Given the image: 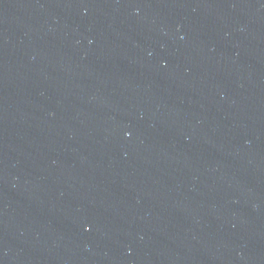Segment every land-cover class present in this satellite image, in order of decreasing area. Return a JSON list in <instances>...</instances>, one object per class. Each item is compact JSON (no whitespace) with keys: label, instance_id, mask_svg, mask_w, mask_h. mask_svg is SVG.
Returning a JSON list of instances; mask_svg holds the SVG:
<instances>
[{"label":"water","instance_id":"1","mask_svg":"<svg viewBox=\"0 0 264 264\" xmlns=\"http://www.w3.org/2000/svg\"><path fill=\"white\" fill-rule=\"evenodd\" d=\"M0 264H264V0H0Z\"/></svg>","mask_w":264,"mask_h":264}]
</instances>
